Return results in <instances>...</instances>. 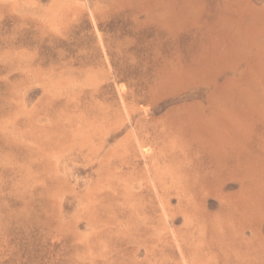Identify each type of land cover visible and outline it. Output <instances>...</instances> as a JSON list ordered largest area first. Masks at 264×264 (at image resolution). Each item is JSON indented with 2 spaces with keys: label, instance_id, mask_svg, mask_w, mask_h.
I'll return each mask as SVG.
<instances>
[{
  "label": "rangeland",
  "instance_id": "1",
  "mask_svg": "<svg viewBox=\"0 0 264 264\" xmlns=\"http://www.w3.org/2000/svg\"><path fill=\"white\" fill-rule=\"evenodd\" d=\"M153 161L179 177L167 213ZM263 244L264 0H0V264H264Z\"/></svg>",
  "mask_w": 264,
  "mask_h": 264
},
{
  "label": "bare ground",
  "instance_id": "2",
  "mask_svg": "<svg viewBox=\"0 0 264 264\" xmlns=\"http://www.w3.org/2000/svg\"><path fill=\"white\" fill-rule=\"evenodd\" d=\"M220 9L222 10V8H220L219 7V11H220ZM219 17V16H218ZM220 18V17H219ZM225 38V35L223 34V33H218V35H217V42L219 41V39H224ZM210 42V41H209ZM209 42H207V44L209 43ZM212 42H213V40L210 42L211 44H212ZM204 46V45H203ZM209 46V45H208ZM206 49H207V46L205 47ZM214 48V47H213ZM199 50H201V49H199ZM208 50V49H207ZM207 50H204V52H209L210 54H208V55H211V50L209 49V51H207ZM197 51H198V49H197ZM214 52V51H213ZM206 53H204L205 55H207ZM219 53V52H218ZM214 54V53H213ZM221 54V53H220ZM195 55V57H196V54H194ZM194 55H192V56H194ZM204 55V58L206 57ZM215 55V54H214ZM214 55H212V56H214ZM202 56L203 55H201V56H198V57H200V58H202ZM211 56V57H212ZM210 57V56H209ZM208 56H207V59L209 58ZM210 57V58H211ZM216 57H217V55H216ZM219 57H220V55H219ZM215 59H217V58H215ZM218 59H220V58H218ZM194 60H195V58H194ZM199 60V59H198ZM197 60V61H198ZM201 61V62H200ZM199 62L202 64V62H203V64L202 65H205L204 64V62H205V59L203 60V58H202V60H200ZM214 61V60H213ZM193 62V61H192ZM198 63V62H197ZM200 63H198V64H200ZM195 64V63H194ZM197 64V65H198ZM189 66V65H188ZM191 66V65H190ZM205 66H208V65H205ZM186 68H188V67H186ZM185 68V69H186ZM192 68L194 69V67L192 66ZM198 68V67H197ZM204 68V67H203ZM184 69V70H185ZM189 69H191V68H189ZM195 69H196V67H195ZM194 69V70H195ZM188 70V69H187ZM200 70L202 71V69L200 68ZM205 70V69H204ZM203 70V71H204ZM179 71V70H178ZM199 70H197L196 71V73H197V77H199L198 75H199V73L201 72H198ZM202 71V72H203ZM193 72V71H192ZM195 72V71H194ZM193 72V73H194ZM184 73V72H183ZM182 73V74H183ZM187 73H188V71H187ZM186 73V74H187ZM191 73V72H190ZM204 75V73H201L200 74V76L201 75ZM184 75V74H183ZM190 75H192V74H190ZM196 75V74H195ZM194 75V76H195ZM202 75V76H203ZM179 76V75H178ZM185 76V75H184ZM182 77V76H181ZM196 77V76H195ZM187 78V77H186ZM183 79V78H182ZM202 119V118H201ZM202 125H203V127L204 128H206L207 129V126L208 127H211V123H210V121H208V120H205V119H202ZM222 123H223V121H222ZM222 123H219V127H223V124ZM191 128V127H190ZM197 128V127H196ZM190 130V129H189ZM223 131V130H222ZM208 132V131H207ZM192 133H194V132H192ZM222 133V132H221ZM198 135L200 136V135H202V134H200V131H198ZM196 136V135H195ZM226 136V135H225ZM223 136L222 135H215V133L213 132V133H211V132H209L208 134H206V136H204V137H201L200 136V139H202L203 140V142L204 143H206V144H204V145H206V147H207V144L208 143H210L209 144V146L210 145H212V146H214L213 144H215V145H218L219 143H220V140L221 141H223ZM225 140H226V137H225ZM231 140V139H230ZM195 141V140H194ZM201 141V140H200ZM229 142V141H228ZM197 143V142H196ZM200 143V142H199ZM224 143V142H223ZM183 144V143H182ZM185 144V143H184ZM192 145V144H191ZM191 145H187L186 147L185 146H183V145H180L179 146V151H181V154H183L182 153V150H185L187 153H192V152H194L195 150H199V148H196V149H194ZM202 145V144H201ZM199 146V145H198ZM208 146V147H209ZM219 146V145H218ZM218 146H216V148L215 149H219V148H217ZM196 147V146H195ZM201 147V146H200ZM211 147V146H210ZM221 147H223L225 150H221V149H219V151H218V156H219V158L222 160L223 159V157H224V155L223 154H225V155H227V146L226 145H224V146H221ZM203 148V147H202ZM205 148V147H204ZM201 149V148H200ZM214 150V149H213ZM229 150V149H228ZM200 151V150H199ZM204 151V150H203ZM236 152V151H235ZM234 152V153H235ZM164 153H166V152H162L161 153V156H163V158H165V155H164ZM186 153V154H187ZM214 153H215V150H214ZM194 154V153H193ZM197 154V156H198V153H196ZM203 154V153H202ZM208 154V153H207ZM229 154V153H228ZM235 154H237V153H235ZM173 155H174V153L173 152H171V153H168L167 154V156H166V158L165 159H167V160H170V159H172V158H174L173 157ZM206 155V154H205ZM209 155V154H208ZM207 155V156H208ZM186 156V155H185ZM193 156H195V155H193ZM199 156H200V154H199ZM202 156V155H201ZM212 156H213V152H212ZM211 156V158H213ZM228 156V155H227ZM183 157H184V155H183ZM205 157V156H204ZM222 157V158H221ZM195 158V157H194ZM200 158V157H199ZM239 158V157H238ZM192 159V158H191ZM162 160V161H161ZM189 160V159H188ZM210 160V159H209ZM209 160H207V162L209 161ZM160 161H161V163L162 164H164L165 165V160L164 159H160ZM197 161V160H196ZM210 161H212V160H210ZM159 161H157V163H155L154 161L147 167V168H145L144 167V174H145V176H146V182L144 183V186H142L143 187V190L145 191V190H149V188L150 189H152L153 190V192H154V198H155V200H158V202H160L161 203V205H162V208H163V210L165 211V213H167V211H169L170 212V208L168 207V205H167V199H165V196L166 195H168V194H170L169 192H171L172 190H174L175 188H176V185L179 183V177H178V175H177V173H172V172H167L166 170L165 171H161L159 168H158V165H159V163H158ZM194 162V161H193ZM202 162H204V161H202ZM195 163V162H194ZM121 164V163H120ZM199 164H200V162H199ZM203 164V163H202ZM211 165H212V163H210ZM209 164V165H210ZM192 165H193V163H192ZM201 165V164H200ZM210 165V166H211ZM227 161H225V162H223L222 161V163H217L216 165H215V167H217L218 169H215V170H219V173H223L226 169H227ZM250 166V165H249ZM198 167V166H197ZM206 167H207V165H206ZM205 167V168H206ZM200 168H201V166H200ZM200 168H199V170H200ZM208 168V167H207ZM192 169H193V167H192ZM213 170V169H212ZM228 170V169H227ZM206 172V171H205ZM210 172H211V170H210ZM119 174L120 175H122V172H120L119 171ZM127 174V173H126ZM204 174V173H203ZM216 174V173H215ZM217 174H218V172H217ZM128 175H130L129 173H128ZM209 176V175H208ZM207 176V177H208ZM220 176V175H219ZM219 176H218V178H219ZM119 177H121V176H119ZM123 177V176H122ZM125 177V176H124ZM215 177V176H214ZM198 178H200V177H198ZM206 178V177H205ZM213 178V177H212ZM217 178V177H216ZM133 179V178H132ZM183 179V178H182ZM221 178H219V180H220ZM184 180V179H183ZM203 182H201L202 184L200 185V187H201V189H203V192H210V187L212 188V186H209V183L208 182H206L205 180H203V179H201ZM208 180V179H207ZM213 180V179H212ZM216 180V179H215ZM193 182V181H192ZM195 182H197L196 180H195ZM214 183V182H213ZM194 184H196V183H194ZM194 184H193V186H194ZM251 184V183H250ZM216 185V184H215ZM192 186V187H193ZM199 186V185H198ZM215 186H214V184H213V188H214ZM245 187V186H244ZM194 188H195V186H194ZM197 188H199V187H197ZM201 189H199V191L201 192ZM142 189H141V191H143ZM184 191V190H183ZM186 191V190H185ZM194 191H196V190H194ZM190 192V191H189ZM127 193V191H122V195L124 196L125 194ZM184 193V192H183ZM199 192H197V194H198ZM176 194V193H175ZM187 194V193H186ZM201 194V193H200ZM185 195V194H184ZM177 196V195H176ZM192 196V195H191ZM198 196V195H197ZM196 197V196H195ZM201 197H202V195H201ZM189 197H187V199H188ZM197 198V197H196ZM179 199V198H178ZM190 199V198H189ZM193 199H194V197H193ZM223 199V198H222ZM221 199V200H222ZM257 199V198H256ZM263 199V198H262ZM169 200V199H168ZM192 200V199H191ZM199 200V199H198ZM189 201V200H188ZM188 201H187V203H188ZM197 201V200H196ZM149 204L151 205V204H153V202H154V200H152L151 198L149 199ZM190 202V201H189ZM224 202V201H223ZM242 202V201H241ZM225 203V202H224ZM230 203V202H229ZM234 203V202H233ZM233 203H231V204H233ZM231 204H227V206H228V208H229V210H230V216H231V221H233V222H236V223H238L239 224V218H241V214H240V210L233 204V205H231ZM236 204V203H235ZM158 205H160V204H158ZM178 205H180V204H178ZM237 205H238V203H237ZM157 206V205H156ZM191 206H192V204H191ZM233 206H234V208H233ZM152 207V206H151ZM158 207V206H157ZM178 207H180V206H178ZM161 207L159 208V209H162ZM187 208V207H186ZM247 208H249V207H247ZM232 209H233V211H232ZM251 209V208H250ZM142 211V213H141V216H140V213H138L139 215L137 216V217H144V218H146V221H148V219H149V217H148V215H147V213H146V211L145 210H141ZM163 211V212H164ZM181 211V210H180ZM186 211V210H185ZM191 211V210H190ZM245 211H249V210H245ZM177 212V211H176ZM182 212V215H183V213H184V211H181ZM189 212V211H188ZM146 213V214H145ZM165 213L163 214V215H165ZM178 213H180V212H178ZM185 214V213H184ZM126 215H128V214H126ZM175 215H176V213H175ZM184 216V215H183ZM192 216V215H191ZM188 218L190 217L189 215L187 216ZM134 217L132 216V215H130V219H133ZM201 219H202V217H201ZM245 219L246 218H244V221H245ZM207 221V220H206ZM228 221V220H227ZM261 221V220H260ZM229 222V221H228ZM243 223V222H242ZM241 223V224H242ZM245 223V222H244ZM248 223V222H247ZM246 223V224H247ZM225 224V223H224ZM223 224V225H224ZM231 224H233V223H231ZM230 224V225H231ZM220 225V224H219ZM222 225V224H221ZM220 225V227H222ZM253 225V224H252ZM228 226V225H227ZM232 226V225H231ZM237 226V225H236ZM256 226V225H255ZM238 227V226H237ZM241 227V226H240ZM255 229H256V227H254ZM230 229V228H229ZM235 229V228H234ZM253 229V228H252ZM226 230V229H225ZM224 230V231H225ZM228 231V230H227ZM253 231V230H252ZM233 234V233H232ZM231 235V234H230ZM235 235V234H234ZM233 236V235H232ZM236 236H237V234H236ZM257 238V237H256ZM234 239H237V237H234ZM259 239V238H258ZM261 240V239H260ZM241 242H243V240H240ZM240 242V244H242ZM257 242H260V241H257ZM263 242V241H262ZM217 243V242H216ZM235 243V242H234ZM239 243V242H238ZM261 244V243H260ZM244 245V244H243ZM259 245V244H258ZM264 245V244H263ZM244 247V246H243ZM249 247V246H248ZM258 247V246H257ZM208 249V248H207ZM206 250V249H205ZM202 252V251H201ZM258 252V251H257ZM260 253V252H259ZM215 254V253H214ZM258 254V253H257ZM202 255V254H201ZM193 256H194V254H193ZM193 256L191 257L192 258V260H190L189 261V264H194L193 263V261L195 260V258L193 259ZM198 256V255H197ZM197 260V259H196ZM196 262V261H195Z\"/></svg>",
  "mask_w": 264,
  "mask_h": 264
}]
</instances>
